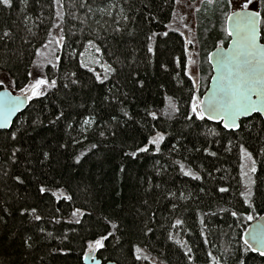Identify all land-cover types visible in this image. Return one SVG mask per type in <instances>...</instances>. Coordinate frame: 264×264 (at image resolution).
I'll list each match as a JSON object with an SVG mask.
<instances>
[{"label": "trees", "instance_id": "16d2710c", "mask_svg": "<svg viewBox=\"0 0 264 264\" xmlns=\"http://www.w3.org/2000/svg\"><path fill=\"white\" fill-rule=\"evenodd\" d=\"M50 2L29 0V6L24 7L19 0H14L12 9L0 5V34L6 30L13 34L12 40L0 43V74L16 82L15 90L30 81L27 73L32 71L38 54L45 55L43 45L53 40L55 28L49 19L53 12L48 7ZM107 2L96 0L101 7ZM118 3L124 5L130 17L128 28L135 29L134 35L114 37L109 33L101 44V51L95 52L88 47V29L82 34L79 21L71 22L65 28L64 47L57 45L54 50L60 59L53 61L60 72L51 65L43 71L49 75L75 72L84 87L74 86L71 91L51 90L47 97L30 100L10 130L0 132V220L6 221L0 222V264H83L88 242L108 232L113 236L105 241L104 249L96 252L104 263L212 264L214 256L221 264H237V258L245 264H264V257L258 253L243 251L246 231L252 222L264 215L262 119L255 115L244 119L243 131L235 133L208 120L187 121L185 113L192 114L190 98L197 91L187 73L184 37L178 30H171L174 29L171 21L175 0H130L128 4L118 0ZM226 10L223 3L215 7L205 4L199 12L197 41L204 81L199 92L201 96L212 76L210 53L229 41L224 30L225 13H229ZM78 14L82 16L83 11ZM71 24L76 26L71 27ZM164 31H168L169 36L153 41L158 45V53L153 56L147 52L146 36ZM261 40L264 43V32H261ZM109 63L118 69V74L100 85L96 75L103 78ZM162 63L167 65V71L160 66ZM137 80L143 81V88ZM114 85L128 94L127 98L120 97L122 105L112 102L114 95L119 96L115 89L112 93L108 91ZM105 96L109 97L108 101L103 99ZM168 96L180 105L181 110L175 118L161 116L154 121L146 115V108L160 115L167 106ZM121 107L138 122L124 125L127 135L105 139L98 135L93 125L87 133L88 138L84 139L81 135L84 119L93 115L97 124L104 125L115 115L123 124L127 118L120 112ZM60 110L66 113V118L50 124ZM38 117L43 124L35 126L32 122ZM249 128L252 133L248 132ZM22 129H27L23 139L19 143L11 141L9 133ZM156 131L166 136L160 153L150 149L148 154L142 153L134 160L122 155V148L131 151L137 145L142 146ZM214 132L220 135H213ZM76 139L81 143L76 144ZM229 140L232 141L230 151L226 150ZM92 143L98 147L89 152ZM62 144L68 147L63 148ZM240 144L253 153L256 173L244 170L245 156ZM13 145L23 149L14 165L7 159ZM173 145L178 151H172ZM44 151L49 152L50 158L41 163ZM81 152L87 155L76 165L74 156ZM211 152L216 155H210ZM175 161L184 163L185 171L191 169L201 179L185 176ZM122 164L125 173L119 171ZM5 171L8 175H4ZM158 171L161 172L159 177L156 176ZM16 175H20L23 184L13 179ZM249 176L256 179V185L253 186L254 195L246 199L241 193L246 191ZM146 177L151 178L153 184H161L162 188L147 192ZM42 185L52 191L60 185L73 199L58 200L51 191L42 195L38 191ZM222 187L228 191L220 192ZM145 199L147 205L143 203ZM173 204L177 205L174 211ZM25 207H36L43 219L34 221L28 214L21 215ZM4 208L11 214L2 211ZM74 208L91 215L80 217L79 224L69 222L73 221ZM233 211L237 212L236 217L231 215ZM153 212L156 215L149 222ZM249 215L253 216L250 221ZM176 219L184 223L173 228ZM107 220L116 223L118 229H112ZM146 226L154 229L147 238L144 236ZM40 228L45 231H39ZM48 232L53 236L48 237ZM65 235L67 239L62 240ZM28 236L34 241L32 249L23 243ZM136 245L145 249L142 255H147L148 259H135ZM189 248L194 258L191 261L184 255Z\"/></svg>", "mask_w": 264, "mask_h": 264}, {"label": "snow or ice", "instance_id": "6c2138e0", "mask_svg": "<svg viewBox=\"0 0 264 264\" xmlns=\"http://www.w3.org/2000/svg\"><path fill=\"white\" fill-rule=\"evenodd\" d=\"M20 4L24 7L29 6V0H19ZM38 2V0H37ZM181 0H176V3L179 4ZM202 2L207 5L215 7L219 3L224 4V9H233L231 14L226 15V20L228 22V28L224 29L227 32L228 37L232 40V47L229 50H225L223 45L219 46V50L211 54L208 59H216L214 65L216 75L212 77L215 81L216 86L211 90L209 96L204 100H201L198 95H193L190 98V112L191 115L185 113V119L187 121H192L195 123V120H217L223 122V128L230 133H235L237 131H243V120L244 118L253 117L262 119V129L264 132V43L258 42V34L264 32V0H243L242 3L237 5L234 3V0H202ZM125 4L130 3V0H124ZM0 5L5 9H12L14 7V0H0ZM44 5H41L43 7ZM50 9H53L52 15L49 17L52 20L53 26L56 30V36L54 40L48 41V43L43 45V48L48 49L49 44L55 43L60 48L64 47L63 41L66 38L65 28L73 21H79L81 27V32L83 34L85 29H88V34L86 39L88 41V47L93 49L95 52L101 51V44L107 40L108 34L110 33L114 37H123L124 35L133 36L135 29H129L128 24L130 23V17L126 14V9L124 5L118 3V0H108V2L101 7L96 0H51L48 5ZM238 8V10H237ZM83 11V15L78 14L80 11ZM196 11H200L199 8ZM117 14L114 16L113 13ZM42 15V13H41ZM99 17V18H97ZM31 19V17H28ZM75 24H71V27H75ZM187 27V25H185ZM175 31V29H171ZM31 31V29H29ZM181 35H184L182 32ZM168 37L169 32L164 31L163 33H152L151 35L146 36L148 43L146 44V49L148 53H151L153 56L158 53V45L154 44L153 41L160 37ZM7 40L13 39V34L11 31H3L0 34V43H3ZM100 41V43H97ZM185 43L194 46V39H186ZM199 53L197 52L196 55ZM56 61H59V57L55 53H50ZM115 55V53H114ZM122 55V54H121ZM45 63H34L33 67L38 69V74L33 77L25 86L20 87L19 91L21 95L13 96L11 93L0 94V129H6L9 127V120L12 115L20 109L24 104L25 100L38 99L40 97H47L51 90L60 91L61 88L71 91L75 87H84L81 84L77 74L75 72H68L63 74L49 75L43 71L48 65H51L53 69H56V72L59 73L60 69L57 66V63L53 59H48L45 57ZM119 61V57H117ZM179 58H177L176 63L179 64ZM83 63V62H82ZM135 63V61H133ZM194 64V61H192ZM165 71L168 70L167 65L162 63L160 65ZM95 71L94 69H91ZM118 74V69L113 67L111 63L106 65V72L103 76L97 74L96 80L99 81L100 85H103L107 79H110L111 76ZM189 76L193 79L195 83V77L192 76V73L189 71ZM29 77L33 76L32 72L27 73ZM58 81L60 83L58 84ZM140 88L144 87L143 81L137 80ZM3 84V81L0 80V85ZM16 82L10 81V86L15 87ZM115 89V92L119 93V96L114 95L112 102L115 104H121L123 101L120 99L121 96L127 98V93L120 92L119 88H116L114 85L113 88H109V93H112ZM191 91V90H190ZM105 101H108L109 97L105 96L103 98ZM167 106L165 109L161 110L160 115L157 114L155 110L145 109L146 115L150 116L152 120L157 121L161 116L166 119H173L180 112V105L177 100H174L172 96L167 97ZM120 112L123 114V117L127 119L121 123L120 119L113 115L111 121L115 123L108 122L104 125L97 124L96 118L93 115H89L83 121L81 127V135L84 136V139H87V133L91 126L96 125V131L100 137L107 139L108 137L116 138L118 135H127V130L124 125L129 124V122L138 123L135 121V117L130 114L123 107L120 108ZM62 118H66V113L63 110H60L54 119L50 120V124H56ZM33 125L39 126L43 124V121L39 117L32 122ZM72 127V125H69ZM249 133H252V128L248 129ZM27 134V129H22L19 131H14L9 133V138L11 141L19 143L23 136ZM213 135H220L218 132L212 133ZM261 133H256L260 135ZM75 139V138H74ZM166 139L165 133L162 131H156L154 135H150L146 139V143L142 146L137 145L133 150L127 151L122 148V155L130 159H136L140 154H148L150 149H154V153L161 152V145ZM76 144H80L81 140L76 139ZM229 147L226 149L231 150L232 141H228ZM61 147L67 148V144H62ZM98 144L92 143L88 149L91 152L93 149H96ZM243 155L250 161L249 171L251 173H256V160L253 158V153L248 151L243 144L239 145ZM172 151H178L175 145L172 146ZM261 154H264V148L261 150ZM23 149L13 145L11 148L7 159L11 164H16L18 162V153H22ZM87 155L85 152H81L79 155L74 156V163L80 165L82 159ZM210 155L215 156L216 152H211ZM43 159L41 163L50 158L49 152L44 151L42 153ZM159 164V161H156ZM176 164H179L180 171L185 176H191L193 179L200 180L201 176L194 174L191 169L185 171V164L181 161H175ZM121 173L126 172L125 166L122 164L119 168ZM4 175H8V172L5 171ZM161 172H156V176H160ZM210 175V174H209ZM248 175V173H244ZM14 180L18 181L20 184H23L24 181L21 179L20 175L13 177ZM248 184L245 185V192H242L241 195H245L246 199L252 195L253 186L256 185V179L249 176ZM144 183L146 185V191L151 192L154 188H162L161 184H153L151 178H144ZM56 190L52 191L49 187L40 186L38 191L40 194H47L51 191V195L58 197V200L71 201L72 196L66 195L65 189L61 188L60 185H56ZM203 191V189H201ZM220 192H227V188H220ZM59 194V195H58ZM175 195L174 193L172 194ZM145 205L148 204V200L143 201ZM177 205L173 204V211L176 209ZM4 212H9V209H2ZM9 214H11L9 212ZM21 215L28 214L34 221H41L43 219L42 215L38 214L36 207L22 208L20 211ZM73 221L76 224L81 223L80 217L84 215H91V213H85L81 208H74L72 213ZM153 212L149 218V222L155 217ZM231 215L236 217L237 212H231ZM107 219V218H106ZM247 219L250 221L253 219L252 215L247 216ZM2 223L6 221L0 220ZM59 222V221H57ZM111 224L112 229H118V225L113 223L111 220H107ZM184 223L181 219H176L175 224L172 225L173 228L182 225ZM203 223V220L201 221ZM39 231L44 232L43 228H40ZM154 229L152 227L146 226L144 230V236L147 238ZM251 243L246 238L244 239V249L245 253L247 252H256L261 257H264V225H257L255 229L251 230ZM48 237H52L53 233L48 232L46 234ZM246 236L248 234H245ZM110 236H113L112 232H108L106 235L101 234L98 238L91 239L87 244L88 255L85 256V259H92L95 261V257L92 255L94 252H99L101 249L105 248V241L109 239ZM67 239V235L62 237ZM169 239H172V236H169ZM177 244H180L179 240L175 241ZM23 243L28 249L34 247V241L31 236H28ZM55 251V250H51ZM51 251L49 254H51ZM59 251L64 252L67 255V252L64 249ZM145 252L140 245L135 246V259H148L147 255H142ZM191 248L184 253L186 257L191 261L194 258L191 256ZM209 256L212 254L209 253ZM96 264H99L97 261ZM163 264V262H161ZM212 264H221L220 261L212 257ZM237 264H245V261L237 258Z\"/></svg>", "mask_w": 264, "mask_h": 264}, {"label": "rangeland", "instance_id": "374dc122", "mask_svg": "<svg viewBox=\"0 0 264 264\" xmlns=\"http://www.w3.org/2000/svg\"><path fill=\"white\" fill-rule=\"evenodd\" d=\"M242 2L243 0H234V3H236L237 5H239ZM205 4L206 3L202 2V0H181V2L177 4L175 0L174 10H173V19L171 21L172 28L178 30L180 33L182 32L184 33L183 35L184 40L194 39V46L185 43L186 51H187V73H189L190 71L192 73V76L195 77V88L197 91L196 95H198L201 100H202V96L200 95L199 92H201L202 90L204 81L201 79V76H202L201 54L199 51L200 50L199 43L197 41V30H198L199 23H200L199 22L200 21L199 19L200 11H196V9L199 8L201 10L203 5ZM232 10L233 9L229 8L226 11L232 12ZM185 25H187V27H185ZM57 31L58 30L55 29L52 34L53 40H54V37L56 36ZM50 46L51 47L48 49L42 48L45 55L38 54L34 63H44L46 61L45 57H47L48 59H54V57L50 55V53H55L56 55V51L54 50L56 49L57 45L53 42ZM197 52L199 53L198 55H196ZM192 61H194V64L192 63ZM38 71H39L38 69L32 66L31 72L33 73V76L31 77L30 80H32L33 77H35L38 74ZM0 80L3 81L2 85H4L3 86L4 88L11 90L14 94L21 95L19 90H15L16 86L15 87L10 86V81L12 80L9 77H7L6 74L4 73L0 74ZM243 167L245 171L249 170L250 168V161L246 157L244 159ZM150 264H155V263L150 262Z\"/></svg>", "mask_w": 264, "mask_h": 264}, {"label": "water", "instance_id": "95a60500", "mask_svg": "<svg viewBox=\"0 0 264 264\" xmlns=\"http://www.w3.org/2000/svg\"><path fill=\"white\" fill-rule=\"evenodd\" d=\"M230 14H231V13H230ZM230 14H229V15H230ZM228 26H229V25H228V22H226V28H228ZM229 38H230V37H229ZM257 40H258V42H262V40H261V33L258 34ZM262 43H263V42H262ZM223 47H224L225 50H229V49H231V47H232V40H231V38H230L229 42L227 43V45H226V46H223ZM218 50H219V46L216 47V48L210 53V55L213 54V53H215V52H217ZM210 55H209V56H210ZM209 63H210L211 68H212V76H211V79H210V83H209L208 89L206 90V92H205V93L203 94V96H202V100H204L207 96H209L210 93H211V90L216 86L215 81L212 79V77H214V76L217 74L216 71H215V68H214V65H215V63H216V59H212L211 61L209 60ZM3 93H11L13 96L20 95V94H14V93H13L11 90H9V89H6V88H0V94H3ZM29 103H30V100H25L24 104L20 107V109L17 110V111L12 115V117L10 118V120H9V127L6 128V129H0V132H1V131H7V130H10V128L12 127V125H13L14 121L16 120V118H17L21 113H23V112L27 109V107L29 106ZM254 115H255V114H254ZM248 118H249V117H248ZM244 119H247V118H244ZM208 121H209V122H212V123H215V124H220V125L223 127V122H220V121H217V120H208ZM0 162H1V157H0ZM257 225H264V215H263L262 217H260L259 219H257L256 221L252 222L251 225L249 226L248 230L246 231L245 234H248V235H247V236L244 235V239L247 238V239L249 240L250 243L252 242V241H251V234H250V233H251V230H252V229H255V228L257 227ZM87 255H88V253H86V254L84 255V257L87 256ZM92 255L95 257V261L92 260V259H85V258L83 257V264H96L97 261L99 262V264H117V263H115V262H106V263H104L102 259H100L99 257L96 256V253H95V252L92 253Z\"/></svg>", "mask_w": 264, "mask_h": 264}, {"label": "flooded vegetation", "instance_id": "af4514ba", "mask_svg": "<svg viewBox=\"0 0 264 264\" xmlns=\"http://www.w3.org/2000/svg\"><path fill=\"white\" fill-rule=\"evenodd\" d=\"M96 256L98 257L97 253H96Z\"/></svg>", "mask_w": 264, "mask_h": 264}]
</instances>
